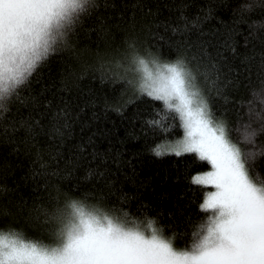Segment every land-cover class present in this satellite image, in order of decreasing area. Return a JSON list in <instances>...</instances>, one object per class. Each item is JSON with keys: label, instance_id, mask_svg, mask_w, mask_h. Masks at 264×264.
I'll return each mask as SVG.
<instances>
[{"label": "trees", "instance_id": "16d2710c", "mask_svg": "<svg viewBox=\"0 0 264 264\" xmlns=\"http://www.w3.org/2000/svg\"><path fill=\"white\" fill-rule=\"evenodd\" d=\"M133 52L149 66L182 61L264 182V0H92L0 109V230L55 246L62 225L51 215L67 218L77 201L154 221L190 250L212 191L193 177L211 166L196 153L154 151L184 129L178 113L141 92Z\"/></svg>", "mask_w": 264, "mask_h": 264}, {"label": "snow or ice", "instance_id": "6c2138e0", "mask_svg": "<svg viewBox=\"0 0 264 264\" xmlns=\"http://www.w3.org/2000/svg\"><path fill=\"white\" fill-rule=\"evenodd\" d=\"M91 5L92 0H0V109ZM130 60L144 73L141 92L164 102L182 121L183 139L158 146L157 155L196 153L211 166L193 177L194 184L214 190L201 205L211 215L194 234L190 250L174 248L154 221L139 224L127 214L108 215L72 201L67 218L60 209L51 215L62 225L55 246L0 230V264H264V182L250 174L254 153L242 151L226 126L215 121L182 61H153V70L134 52ZM254 135H246L248 143Z\"/></svg>", "mask_w": 264, "mask_h": 264}, {"label": "rangeland", "instance_id": "374dc122", "mask_svg": "<svg viewBox=\"0 0 264 264\" xmlns=\"http://www.w3.org/2000/svg\"><path fill=\"white\" fill-rule=\"evenodd\" d=\"M151 69H153V70H155V66L154 65H151V66H149ZM144 83V80L142 81V84ZM196 84V83H195ZM197 85V84H196ZM198 86V85H197ZM198 88V87H197ZM216 121V120H215ZM217 123H220V122H218V121H216ZM211 170V169H210ZM209 170V171H210ZM209 187H211V186H209ZM212 188V187H211ZM214 190V188H212V191ZM174 247V246H173ZM175 248V247H174ZM177 250H179V249H177Z\"/></svg>", "mask_w": 264, "mask_h": 264}]
</instances>
